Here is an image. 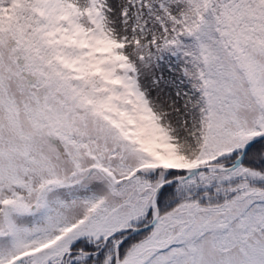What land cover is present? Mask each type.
<instances>
[{
    "label": "snow or ice",
    "instance_id": "6c2138e0",
    "mask_svg": "<svg viewBox=\"0 0 264 264\" xmlns=\"http://www.w3.org/2000/svg\"><path fill=\"white\" fill-rule=\"evenodd\" d=\"M0 264H264V0H0Z\"/></svg>",
    "mask_w": 264,
    "mask_h": 264
}]
</instances>
